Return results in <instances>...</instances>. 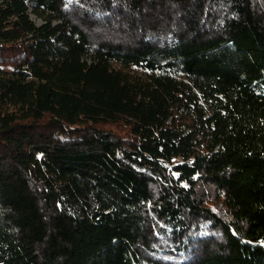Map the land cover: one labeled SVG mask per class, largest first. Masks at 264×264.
I'll return each mask as SVG.
<instances>
[{
    "label": "trees",
    "instance_id": "1",
    "mask_svg": "<svg viewBox=\"0 0 264 264\" xmlns=\"http://www.w3.org/2000/svg\"><path fill=\"white\" fill-rule=\"evenodd\" d=\"M0 264H264V0H0Z\"/></svg>",
    "mask_w": 264,
    "mask_h": 264
},
{
    "label": "rangeland",
    "instance_id": "2",
    "mask_svg": "<svg viewBox=\"0 0 264 264\" xmlns=\"http://www.w3.org/2000/svg\"><path fill=\"white\" fill-rule=\"evenodd\" d=\"M27 4L29 6V11L31 9V2L30 1H27ZM30 17L37 23V24H40L43 22V20L41 18H37L36 15L32 12H30Z\"/></svg>",
    "mask_w": 264,
    "mask_h": 264
}]
</instances>
